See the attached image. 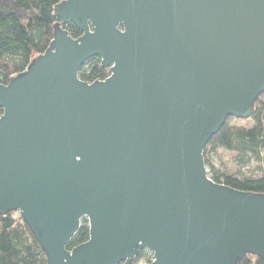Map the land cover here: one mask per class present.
Wrapping results in <instances>:
<instances>
[{
	"label": "water",
	"instance_id": "water-1",
	"mask_svg": "<svg viewBox=\"0 0 264 264\" xmlns=\"http://www.w3.org/2000/svg\"><path fill=\"white\" fill-rule=\"evenodd\" d=\"M54 15L48 48L0 84V215L18 212L47 264L264 261V193L214 182L203 158L264 90V0H62ZM93 56L110 73L84 82ZM82 218L88 240L68 249Z\"/></svg>",
	"mask_w": 264,
	"mask_h": 264
},
{
	"label": "trees",
	"instance_id": "trees-1",
	"mask_svg": "<svg viewBox=\"0 0 264 264\" xmlns=\"http://www.w3.org/2000/svg\"><path fill=\"white\" fill-rule=\"evenodd\" d=\"M62 0H0V84L22 72L32 59L43 53L53 39V24L57 21L54 6ZM62 27L72 38L82 33L72 23ZM110 73L101 65L98 56L87 59L78 70V78L84 82L102 80ZM2 109H0V114ZM217 149L234 154L235 161L246 165L256 161L258 171L244 174L220 171L210 159ZM208 176L217 183L246 192L264 193V90L253 103L252 115L247 118L227 117L222 127L214 134L203 150ZM89 230L86 218L67 248L88 240ZM151 264L152 254L143 249L128 264ZM0 264H47L46 254L38 245L26 223L18 212L0 215ZM117 264H127L121 261ZM237 264H264L253 254H247Z\"/></svg>",
	"mask_w": 264,
	"mask_h": 264
},
{
	"label": "rangeland",
	"instance_id": "rangeland-1",
	"mask_svg": "<svg viewBox=\"0 0 264 264\" xmlns=\"http://www.w3.org/2000/svg\"><path fill=\"white\" fill-rule=\"evenodd\" d=\"M210 159L214 167L220 171L235 172L239 170L244 174H250L257 172L259 163L256 161H250L246 165H240L235 161L234 154L223 149H217L215 152L211 153ZM137 264H143L141 261Z\"/></svg>",
	"mask_w": 264,
	"mask_h": 264
},
{
	"label": "flooded vegetation",
	"instance_id": "flooded-vegetation-1",
	"mask_svg": "<svg viewBox=\"0 0 264 264\" xmlns=\"http://www.w3.org/2000/svg\"><path fill=\"white\" fill-rule=\"evenodd\" d=\"M106 68V67H105Z\"/></svg>",
	"mask_w": 264,
	"mask_h": 264
}]
</instances>
